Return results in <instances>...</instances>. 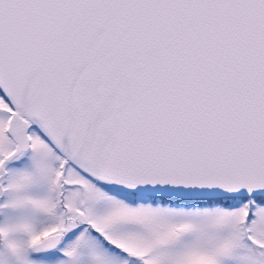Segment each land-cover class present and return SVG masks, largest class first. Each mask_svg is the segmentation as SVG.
I'll return each mask as SVG.
<instances>
[{"label": "snow or ice", "instance_id": "6c2138e0", "mask_svg": "<svg viewBox=\"0 0 264 264\" xmlns=\"http://www.w3.org/2000/svg\"><path fill=\"white\" fill-rule=\"evenodd\" d=\"M0 264H264V0H0Z\"/></svg>", "mask_w": 264, "mask_h": 264}]
</instances>
